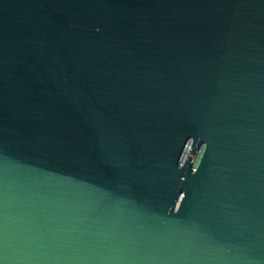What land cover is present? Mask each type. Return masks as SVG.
<instances>
[{"label": "water", "instance_id": "95a60500", "mask_svg": "<svg viewBox=\"0 0 264 264\" xmlns=\"http://www.w3.org/2000/svg\"><path fill=\"white\" fill-rule=\"evenodd\" d=\"M0 264H264V0H0Z\"/></svg>", "mask_w": 264, "mask_h": 264}]
</instances>
